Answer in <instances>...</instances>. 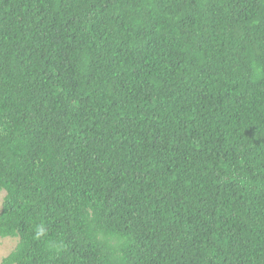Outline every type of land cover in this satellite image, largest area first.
Listing matches in <instances>:
<instances>
[{"label":"trees","instance_id":"obj_1","mask_svg":"<svg viewBox=\"0 0 264 264\" xmlns=\"http://www.w3.org/2000/svg\"><path fill=\"white\" fill-rule=\"evenodd\" d=\"M0 264H264V0H0Z\"/></svg>","mask_w":264,"mask_h":264},{"label":"rangeland","instance_id":"obj_2","mask_svg":"<svg viewBox=\"0 0 264 264\" xmlns=\"http://www.w3.org/2000/svg\"><path fill=\"white\" fill-rule=\"evenodd\" d=\"M3 196H4V191H0V211L2 206ZM16 242H17V238L15 237H6V238L0 237V262L2 257L7 255L13 249Z\"/></svg>","mask_w":264,"mask_h":264}]
</instances>
